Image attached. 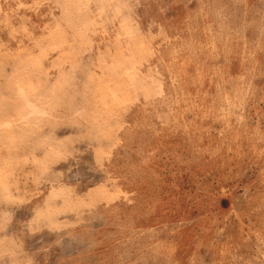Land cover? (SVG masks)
Segmentation results:
<instances>
[{"label": "rangeland", "instance_id": "rangeland-1", "mask_svg": "<svg viewBox=\"0 0 264 264\" xmlns=\"http://www.w3.org/2000/svg\"><path fill=\"white\" fill-rule=\"evenodd\" d=\"M0 264H264V0H0Z\"/></svg>", "mask_w": 264, "mask_h": 264}]
</instances>
